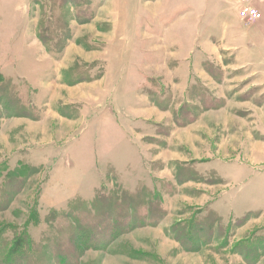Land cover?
<instances>
[{
	"label": "rangeland",
	"instance_id": "rangeland-1",
	"mask_svg": "<svg viewBox=\"0 0 264 264\" xmlns=\"http://www.w3.org/2000/svg\"><path fill=\"white\" fill-rule=\"evenodd\" d=\"M263 1L0 0V264H264Z\"/></svg>",
	"mask_w": 264,
	"mask_h": 264
},
{
	"label": "trees",
	"instance_id": "trees-1",
	"mask_svg": "<svg viewBox=\"0 0 264 264\" xmlns=\"http://www.w3.org/2000/svg\"><path fill=\"white\" fill-rule=\"evenodd\" d=\"M57 6H58V8L60 7L59 5H57ZM50 14L51 15L53 14L52 10H50ZM47 30H48V28H43L42 29L43 33L39 37H41V40L43 41V43L45 45H47V47L48 46L50 47V45H48V42H51L52 40L49 37L50 35L48 33H46V32H48ZM70 38H71V33H67L65 38H64V41L66 39H70ZM54 47H56V46H54ZM7 95H9L8 94V90L2 84V86L0 87V96L2 98H5V97L7 98ZM14 100L15 101H11L13 107H15V108H27V106H25L22 102L17 101V99H14ZM22 105H24V106H22ZM23 111H25V110H23ZM150 197L146 196L143 192H136V195H134L132 197H124V198H119L117 200H116V198L112 199V201L114 203H117L118 201H122V200L124 202L122 204V206H121V204L118 205L120 207H119V209H117V212H120V215L125 216L127 219H125V220L123 219L122 220L123 225H121V228H119V229L133 228V227L137 226L135 224L136 221H137L138 224H143V223H145V221H144L145 219L149 220V223L153 220L151 215H149L148 217L144 216V218H137V217L134 218L135 217L134 213H136L139 209L143 208V206L144 207L145 206L148 207V209H150V207H152V209H153V207L157 206L154 203L152 204V200L155 201V199L151 198V200H150ZM95 202L96 203L93 205V211H94L93 215H94L95 218L98 217V216L100 217V216H102V214H105V213L109 212V209H110V206L108 204L109 201L102 200V197H101V198H98ZM151 204H152V206H151ZM155 210L157 211L156 208H155ZM96 227H98L99 230L103 229V226H101L100 221L98 220V218H96L95 226L91 225V230L93 231ZM96 240L99 242L98 239H96ZM92 242H93V240H92ZM93 243L96 244V242H93Z\"/></svg>",
	"mask_w": 264,
	"mask_h": 264
},
{
	"label": "built area",
	"instance_id": "built-area-1",
	"mask_svg": "<svg viewBox=\"0 0 264 264\" xmlns=\"http://www.w3.org/2000/svg\"><path fill=\"white\" fill-rule=\"evenodd\" d=\"M256 0H238L237 1V14L240 20L247 22L254 20L258 16V10L254 6Z\"/></svg>",
	"mask_w": 264,
	"mask_h": 264
},
{
	"label": "crops",
	"instance_id": "crops-1",
	"mask_svg": "<svg viewBox=\"0 0 264 264\" xmlns=\"http://www.w3.org/2000/svg\"><path fill=\"white\" fill-rule=\"evenodd\" d=\"M238 1V0H237ZM236 9H237V3H236ZM261 12H262V18L257 22L256 24V35L258 36H263L264 37V1L262 2L261 4ZM236 13H237V10H236ZM238 16V14H237ZM239 18V17H238ZM256 210L257 212H263L264 211V200L261 201L260 204H258V207L255 205V202H252V204L250 206H248L247 208H245L244 212H251V211H254ZM235 214L236 216L239 215V214H236L234 211L230 212L229 214ZM243 213V212H241Z\"/></svg>",
	"mask_w": 264,
	"mask_h": 264
}]
</instances>
